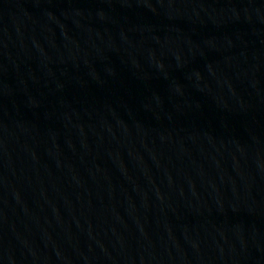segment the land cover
<instances>
[{"label": "water", "instance_id": "1", "mask_svg": "<svg viewBox=\"0 0 264 264\" xmlns=\"http://www.w3.org/2000/svg\"><path fill=\"white\" fill-rule=\"evenodd\" d=\"M0 264H264V0H0Z\"/></svg>", "mask_w": 264, "mask_h": 264}]
</instances>
